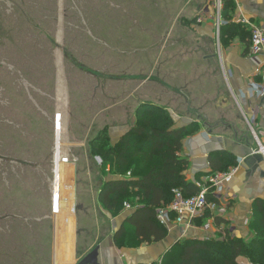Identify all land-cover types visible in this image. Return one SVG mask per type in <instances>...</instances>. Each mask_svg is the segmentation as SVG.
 I'll return each instance as SVG.
<instances>
[{
	"label": "rangeland",
	"instance_id": "374dc122",
	"mask_svg": "<svg viewBox=\"0 0 264 264\" xmlns=\"http://www.w3.org/2000/svg\"><path fill=\"white\" fill-rule=\"evenodd\" d=\"M182 2L0 0V264H57L58 239L74 233L67 188L75 155L83 146L90 154L103 135L111 145L107 126L127 133L141 102L160 106L153 116H170L164 61L153 70L145 38L155 32L163 43L166 27L180 25L187 41H196L192 28L208 18L199 12L182 22ZM209 3L219 53V40L235 41L238 31L221 38L223 3ZM175 112L177 121L194 119L181 107ZM149 116L144 111L141 123ZM110 117L120 120L108 123Z\"/></svg>",
	"mask_w": 264,
	"mask_h": 264
},
{
	"label": "crops",
	"instance_id": "0c3cea01",
	"mask_svg": "<svg viewBox=\"0 0 264 264\" xmlns=\"http://www.w3.org/2000/svg\"><path fill=\"white\" fill-rule=\"evenodd\" d=\"M209 2L215 3V0ZM208 3L182 2V11L186 13L183 17L186 20L181 19L182 22L191 21L192 18H188L199 12L208 18V21L204 18L201 26L192 28L196 41H187L184 35L188 31L183 32L180 25L166 27L162 34L164 42L159 44L156 33L149 32L145 38L148 57L144 58L155 62L153 70L158 61H164L171 94H166L167 103L163 108L170 113L171 129H187L177 154L188 162L183 174L185 182L199 189L210 174L233 172L232 181L225 186L223 194L216 200L210 198L227 206L226 213L219 217L224 223L215 225L214 218L211 228L205 231L203 227L210 218L207 214L195 219L192 228L184 231L180 226L166 229L157 221L165 236L160 240L151 237L150 241L142 243L141 238L135 236V228L128 223L133 211L141 208L138 199L135 205L123 204L119 212L107 209L100 195L106 182L120 176L111 173L110 164L104 166L100 157L91 159V153L83 146L74 157L75 173L71 174L67 188L74 233L66 242L58 239L54 255L57 264H79L92 252H95L96 264H163L170 252L186 243L207 244L229 238L249 241L253 237L251 227L257 209L264 207V91L254 89L255 85L264 87L258 74L261 57L250 55L246 45L249 39L240 32L235 35V41L221 43L219 40L217 52L209 21L212 8ZM228 15L232 19L230 23L236 26L246 25L244 21H247L264 29V0H234V10ZM244 28V32H250L249 25ZM220 37L227 39L229 35L221 33ZM178 85L180 88L176 89ZM175 91L182 102L175 98ZM141 103L136 111L142 105L160 107L153 101ZM180 107L182 114L194 119L177 121L175 110ZM112 120L118 123L120 119L111 118L108 123L114 124ZM110 126L106 130L109 129L111 144L115 145L124 134L121 127ZM260 149L263 152H259ZM212 164L217 167L216 171ZM162 205L164 203L157 208ZM54 223L58 228L61 225L59 219ZM236 262L250 264L243 257Z\"/></svg>",
	"mask_w": 264,
	"mask_h": 264
},
{
	"label": "trees",
	"instance_id": "16d2710c",
	"mask_svg": "<svg viewBox=\"0 0 264 264\" xmlns=\"http://www.w3.org/2000/svg\"><path fill=\"white\" fill-rule=\"evenodd\" d=\"M221 2L226 23L221 32L230 35L237 30L243 35L249 34L250 39V32H244L229 21L228 14L234 10V0ZM246 45L249 47V40ZM157 109L151 105L140 106L135 124L118 143L110 145L106 139L102 140L103 135L91 143L90 150L91 155L101 156L104 166L109 162L112 172L120 176L104 185L100 195L102 204L119 212L123 204L135 205L138 199L141 208L133 211L128 223L135 228V236L141 238L142 243L150 241L151 237L160 240L165 236L156 220L155 209L172 200V190H182L186 198L199 193L197 187L185 182L183 174L188 162L177 155L187 129H171L173 123L168 114L153 116L151 111ZM144 111L150 116L141 123L140 116ZM151 117L156 125H152ZM160 123L165 126H159ZM212 167L217 170L215 165ZM214 223L220 225L224 222L218 217ZM251 232L253 237L249 241L229 238L207 244L186 243L170 252L163 264H238L239 257L246 258L250 264H264V207L257 209Z\"/></svg>",
	"mask_w": 264,
	"mask_h": 264
},
{
	"label": "built area",
	"instance_id": "2783aa9c",
	"mask_svg": "<svg viewBox=\"0 0 264 264\" xmlns=\"http://www.w3.org/2000/svg\"><path fill=\"white\" fill-rule=\"evenodd\" d=\"M215 3L220 9L221 0H215ZM244 23L250 26L249 53L261 57L258 74L264 83V29L255 27L247 21ZM254 89L261 93L264 91L263 85H255ZM259 152H263V150L260 149ZM70 165L74 168L75 163L71 162ZM232 178L233 172L210 174L203 180L199 193L187 198L184 197L181 190H172V200L156 210L157 221L166 229L180 226L185 231L192 228L195 219L210 214L209 222L203 227L205 231H208L214 218L222 217L227 210L224 202L210 201V198L213 197L216 200L217 197H220Z\"/></svg>",
	"mask_w": 264,
	"mask_h": 264
},
{
	"label": "water",
	"instance_id": "95a60500",
	"mask_svg": "<svg viewBox=\"0 0 264 264\" xmlns=\"http://www.w3.org/2000/svg\"><path fill=\"white\" fill-rule=\"evenodd\" d=\"M95 252L90 253L86 258L80 261L79 264H96L94 261Z\"/></svg>",
	"mask_w": 264,
	"mask_h": 264
}]
</instances>
